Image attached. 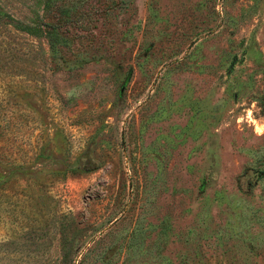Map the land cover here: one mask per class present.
I'll list each match as a JSON object with an SVG mask.
<instances>
[{"label": "rangeland", "instance_id": "374dc122", "mask_svg": "<svg viewBox=\"0 0 264 264\" xmlns=\"http://www.w3.org/2000/svg\"><path fill=\"white\" fill-rule=\"evenodd\" d=\"M0 5V264H264V0Z\"/></svg>", "mask_w": 264, "mask_h": 264}, {"label": "trees", "instance_id": "16d2710c", "mask_svg": "<svg viewBox=\"0 0 264 264\" xmlns=\"http://www.w3.org/2000/svg\"><path fill=\"white\" fill-rule=\"evenodd\" d=\"M1 12H4V10L0 5V13ZM41 25H44L47 27V31L45 33L42 29H40L41 27H38V24L29 25V24H24L19 21L18 23H16L17 27H19L20 29L30 34L45 37L52 51H55L59 45L64 44V42L62 41L63 39H61V37H58V35L53 31L52 25L48 23H42ZM18 167L20 166L18 165Z\"/></svg>", "mask_w": 264, "mask_h": 264}]
</instances>
